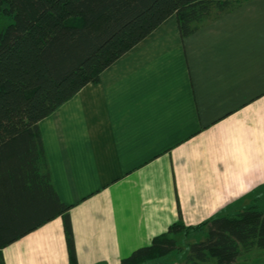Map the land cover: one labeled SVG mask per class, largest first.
I'll list each match as a JSON object with an SVG mask.
<instances>
[{"label":"crops","instance_id":"obj_1","mask_svg":"<svg viewBox=\"0 0 264 264\" xmlns=\"http://www.w3.org/2000/svg\"><path fill=\"white\" fill-rule=\"evenodd\" d=\"M39 128L79 264L225 213L264 185V0L185 37L171 14ZM67 262L60 216L0 248V264Z\"/></svg>","mask_w":264,"mask_h":264},{"label":"trees","instance_id":"obj_2","mask_svg":"<svg viewBox=\"0 0 264 264\" xmlns=\"http://www.w3.org/2000/svg\"><path fill=\"white\" fill-rule=\"evenodd\" d=\"M248 0H0V248L60 216L68 253L79 264L70 206L53 185L39 121L175 14L182 37ZM204 231L190 264H233L264 248V208L256 203L196 225L181 218L119 264H153L179 248L175 234ZM184 232V233H185Z\"/></svg>","mask_w":264,"mask_h":264},{"label":"rangeland","instance_id":"obj_3","mask_svg":"<svg viewBox=\"0 0 264 264\" xmlns=\"http://www.w3.org/2000/svg\"><path fill=\"white\" fill-rule=\"evenodd\" d=\"M8 23V20L0 16V27H4ZM256 203L260 207L264 208V185L257 188L253 193L243 196L239 201L233 203L226 209L225 212L233 211L242 208L248 204ZM184 230L175 234L179 248L172 250L167 255L158 259L152 260L153 264H190V261L186 258L189 252V244L204 237L205 232H185ZM199 264H216L215 259H210L207 262ZM233 264H264V248H253L252 250L243 253L237 258Z\"/></svg>","mask_w":264,"mask_h":264}]
</instances>
